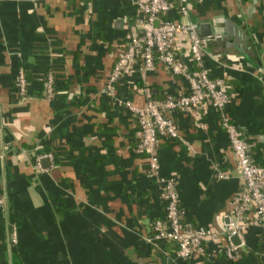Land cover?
<instances>
[{"label":"crops","instance_id":"obj_1","mask_svg":"<svg viewBox=\"0 0 264 264\" xmlns=\"http://www.w3.org/2000/svg\"><path fill=\"white\" fill-rule=\"evenodd\" d=\"M137 14L134 0H0V264H264L256 226L243 230L237 256L225 253L240 182L220 111L208 101L171 113L178 136L160 138L158 171L176 179L185 227L216 234L185 258L173 241L148 240L164 208L130 106L148 92H185L186 82L156 62L116 83L129 105L106 89ZM174 15L208 25L211 34L201 35L219 56L208 65L225 78L224 111L264 164V0H189L188 15ZM181 52L196 68L185 39ZM43 152L52 159L38 168Z\"/></svg>","mask_w":264,"mask_h":264},{"label":"built area","instance_id":"obj_2","mask_svg":"<svg viewBox=\"0 0 264 264\" xmlns=\"http://www.w3.org/2000/svg\"><path fill=\"white\" fill-rule=\"evenodd\" d=\"M174 0H134L138 7L137 31L129 35L118 54L106 83V89L116 102L129 101L117 94L116 83L120 78L138 69H149L156 62L164 65L173 74L179 75L186 82L185 92L167 93L163 98H155L150 92L140 106L131 105L140 128V148L148 155V172L156 175L159 196L163 203L164 215L154 220L155 232L148 240L175 241L176 253L180 257L201 255L204 243L216 233L210 228H186L180 216L176 179L164 176L158 171V147L160 138H176L178 131L171 113L177 109L195 110L204 101L219 109L223 125L236 161V171L240 186L231 200V209L225 223L228 242L225 253L229 258L239 254L243 243L242 232L246 227L256 226L264 231V164L254 161L250 143L229 119L224 109L229 101L225 78L212 74L209 60L218 61L219 56L209 52L204 46V38L199 32V24L191 19H170L162 14L171 12ZM175 10L181 16L189 13V0H177ZM188 43L190 57L197 64L196 68L187 65L181 57L182 42ZM20 93L26 88V79L22 68L18 70ZM54 92L53 83L48 76L46 95ZM170 112V114L168 113ZM52 159V153L43 152L35 157V166L41 167L42 157ZM4 196L0 194V204ZM12 241L17 240V231L12 226ZM237 234L240 242L234 243L231 235Z\"/></svg>","mask_w":264,"mask_h":264},{"label":"water","instance_id":"obj_3","mask_svg":"<svg viewBox=\"0 0 264 264\" xmlns=\"http://www.w3.org/2000/svg\"><path fill=\"white\" fill-rule=\"evenodd\" d=\"M203 26H205L207 29H203V28H204ZM199 27H200V31H201L200 34H202V35H203L204 33H205L206 35H207V34H208V35L211 34V30L208 29V25H207V24H204V25H203V24H200ZM203 30L206 31V32H203ZM231 240H232V242H234V243H236V244L240 242L239 237H238L237 234H232V235H231Z\"/></svg>","mask_w":264,"mask_h":264},{"label":"trees","instance_id":"obj_4","mask_svg":"<svg viewBox=\"0 0 264 264\" xmlns=\"http://www.w3.org/2000/svg\"><path fill=\"white\" fill-rule=\"evenodd\" d=\"M178 4V1L177 0H174L173 1V8H172V11L171 12H167V13H164L162 14L163 17L165 18H170V19H179L177 16L174 15V13H178L176 10H175V7L177 6ZM179 14V13H178ZM175 242V241H173ZM176 243V242H175ZM177 247H178V244L176 243Z\"/></svg>","mask_w":264,"mask_h":264}]
</instances>
